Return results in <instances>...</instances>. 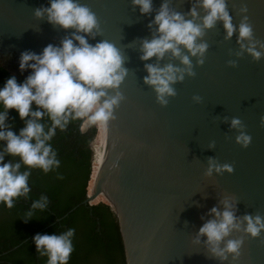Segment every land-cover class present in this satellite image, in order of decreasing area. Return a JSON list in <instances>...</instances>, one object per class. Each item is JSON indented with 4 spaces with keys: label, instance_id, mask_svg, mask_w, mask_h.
Masks as SVG:
<instances>
[{
    "label": "water",
    "instance_id": "95a60500",
    "mask_svg": "<svg viewBox=\"0 0 264 264\" xmlns=\"http://www.w3.org/2000/svg\"><path fill=\"white\" fill-rule=\"evenodd\" d=\"M96 16L98 30L84 36L90 45L112 43L123 57L126 75L109 97L122 99L107 123L108 147L101 167L104 130L96 125L95 184L84 203L102 197L114 212L125 264H264V232L242 238L240 255L221 260L213 255L205 238L197 243L199 228L209 220L213 207L223 201L234 204L237 218L264 217V55L254 60L237 43V33L225 39L221 22L204 30L197 43L207 49L202 63L189 57L191 71L172 85L175 95L161 105L152 87L144 83L146 64L183 68L178 58L166 54L143 61L141 47L157 35L152 24L165 0H152L150 13L142 15L131 0H77ZM234 26L247 16L251 43L264 53V0H225ZM50 0H0V57H12L19 66L24 52L39 55L52 45L71 39L74 29L50 24L35 11ZM169 9L188 15L196 7L200 23L206 13L197 0H167ZM246 9V12H242ZM73 43L77 42L73 40ZM183 55L187 51L181 49ZM238 118L242 127L234 129ZM82 119V118H81ZM244 131L251 137L247 147L236 143ZM209 160L228 164L233 171L207 174ZM223 247V244L220 245Z\"/></svg>",
    "mask_w": 264,
    "mask_h": 264
},
{
    "label": "clouds",
    "instance_id": "9594fccd",
    "mask_svg": "<svg viewBox=\"0 0 264 264\" xmlns=\"http://www.w3.org/2000/svg\"><path fill=\"white\" fill-rule=\"evenodd\" d=\"M131 2L134 7L139 8L142 15L152 10V0ZM197 3L206 13L200 18V23L195 22L198 17L196 7L188 12L192 19H185L184 15L171 11L165 0L152 21L157 35L142 43L141 60L147 61L155 57L159 61L170 53L184 66L145 65L148 75L144 78V83L153 88L161 105L167 104V97L175 95L172 85L183 80L185 72L189 76L193 75L189 57H197L198 63L203 62L200 58L204 56L207 44L197 41L203 36L204 30L211 29L218 21L223 24L225 39H230L235 32L242 51H246L254 60H259L264 55L251 43L247 48L244 47L243 42L251 41L252 38V28L247 22V16L234 26L225 0H197ZM242 12H246V9H242ZM34 14L37 18L47 16L50 24L65 30L74 29L75 32L71 39H64L59 47L48 45L39 55L32 52L21 54L19 70L23 72L27 69L31 74L20 83L12 76L0 87V141L5 142L4 153L19 157L29 168H39L47 173L50 168L59 166L55 152L46 143L55 134V129H63L69 116L73 119L86 118L88 125L106 127L113 118V108L122 99L118 92L109 97L107 90L119 87L126 69L122 67V55L112 43L101 41L93 46L78 34L90 35L99 26L95 14L77 0H50L47 8L37 9ZM73 40L77 43L74 44ZM182 48L188 55L182 54ZM33 105L36 106L35 110ZM9 110H14L21 120L29 118L19 135L5 128ZM45 115L51 121L47 132L44 131L43 124L38 122ZM261 123L264 124V118ZM230 126L240 129L241 121L233 118ZM250 140L251 137L244 131H240L236 137V143L241 147H247ZM19 168L20 163L4 162V154L0 153V203L7 208H12L14 199L29 192V173H21ZM213 171L231 173L233 169L228 164L218 165L209 160L207 174L211 175ZM45 206L43 198L32 205L33 208L40 209ZM211 214L215 219L199 228L196 242H199L201 236L204 237L210 252L222 261L229 255L233 260L239 257L243 239L229 237L233 231H240L242 224L244 234L250 238H257L264 232V217L245 215L241 220L236 217L234 204L228 199L223 201L222 211L213 207ZM72 236L73 230L69 229L60 235L37 234L33 237V242L39 255L47 257V264H68L73 251Z\"/></svg>",
    "mask_w": 264,
    "mask_h": 264
},
{
    "label": "trees",
    "instance_id": "16d2710c",
    "mask_svg": "<svg viewBox=\"0 0 264 264\" xmlns=\"http://www.w3.org/2000/svg\"><path fill=\"white\" fill-rule=\"evenodd\" d=\"M30 70L21 72L12 57L0 59V87L15 76L23 82ZM36 106L33 105V110ZM21 120L14 110H9L5 128L19 135L26 120ZM39 123L44 131L51 127L45 115ZM96 129L88 125L82 129V119L68 118L66 126L57 127L49 144L59 161L45 173L39 168L25 166L17 156L4 153V141H0V153L4 162L20 163L19 171L29 173L27 195L13 200L12 208L0 203V264H47V257L40 256L33 242L37 234L60 235L73 230V251L68 264H125L117 219L112 209L99 202L84 203L92 173V142ZM46 201L43 209L33 208L35 201ZM31 213V216H28Z\"/></svg>",
    "mask_w": 264,
    "mask_h": 264
},
{
    "label": "bare ground",
    "instance_id": "6f19581e",
    "mask_svg": "<svg viewBox=\"0 0 264 264\" xmlns=\"http://www.w3.org/2000/svg\"><path fill=\"white\" fill-rule=\"evenodd\" d=\"M102 128V127H101ZM104 130V143L101 145V167L104 165L105 161H106V155H107V145H108V134H107V125L106 127L102 128ZM96 139V138H95ZM94 144V143H93ZM93 149V160H92V173H91V178H90V185L93 184V190H94V184H95V157H96V144L94 146H92ZM88 183V184H89ZM92 186V185H91ZM88 187V186H87ZM90 193V190H89ZM90 195V194H89ZM100 202H105V199H103L102 197H97Z\"/></svg>",
    "mask_w": 264,
    "mask_h": 264
},
{
    "label": "rangeland",
    "instance_id": "374dc122",
    "mask_svg": "<svg viewBox=\"0 0 264 264\" xmlns=\"http://www.w3.org/2000/svg\"><path fill=\"white\" fill-rule=\"evenodd\" d=\"M0 59H1V57H0ZM88 126V124H87V122H86V118H82V129L83 130H85L86 129V127ZM92 126H94V128L96 129V125H92ZM94 143V144H93ZM96 144V139L92 142V146H94ZM92 185V186H91ZM90 185V183L88 184V187H87V196H91L92 195V193H93V184H91ZM89 190H90V193H89ZM90 194V195H89ZM100 202V200L98 199V198H96V199H93L90 203L91 204H97V203H99Z\"/></svg>",
    "mask_w": 264,
    "mask_h": 264
}]
</instances>
